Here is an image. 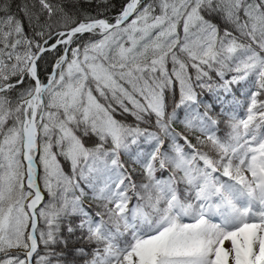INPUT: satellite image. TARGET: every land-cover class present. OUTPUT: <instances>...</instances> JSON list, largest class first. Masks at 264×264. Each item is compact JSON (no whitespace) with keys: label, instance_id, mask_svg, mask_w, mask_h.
Instances as JSON below:
<instances>
[{"label":"snow or ice","instance_id":"obj_1","mask_svg":"<svg viewBox=\"0 0 264 264\" xmlns=\"http://www.w3.org/2000/svg\"><path fill=\"white\" fill-rule=\"evenodd\" d=\"M111 8L0 0V264H264V0Z\"/></svg>","mask_w":264,"mask_h":264},{"label":"trees","instance_id":"obj_2","mask_svg":"<svg viewBox=\"0 0 264 264\" xmlns=\"http://www.w3.org/2000/svg\"><path fill=\"white\" fill-rule=\"evenodd\" d=\"M83 4H88L89 0H80ZM94 3L95 0H92ZM126 2V0H108V3L112 6L111 11L114 13L122 7V5Z\"/></svg>","mask_w":264,"mask_h":264},{"label":"rangeland","instance_id":"obj_3","mask_svg":"<svg viewBox=\"0 0 264 264\" xmlns=\"http://www.w3.org/2000/svg\"><path fill=\"white\" fill-rule=\"evenodd\" d=\"M227 243V242H226Z\"/></svg>","mask_w":264,"mask_h":264}]
</instances>
